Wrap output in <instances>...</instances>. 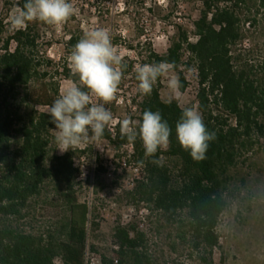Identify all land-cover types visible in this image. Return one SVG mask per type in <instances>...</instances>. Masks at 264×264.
I'll return each instance as SVG.
<instances>
[{
    "label": "trees",
    "instance_id": "1",
    "mask_svg": "<svg viewBox=\"0 0 264 264\" xmlns=\"http://www.w3.org/2000/svg\"><path fill=\"white\" fill-rule=\"evenodd\" d=\"M5 1L9 9L12 3ZM258 1L264 8V0ZM25 2L19 0L18 7ZM200 2L194 22L197 40L190 42L182 29L166 53L150 51L146 64L166 61L178 70L184 49L196 62L198 109L207 130L215 133L205 159L194 161L180 147L175 126L185 106L162 98L161 78L151 95H141L137 128L145 110L159 111L172 129L168 150L146 156L139 137L129 142L121 136L120 126L114 132L106 127L102 138L119 148L132 144V156L143 174L130 195L156 211L158 224L176 227V236L188 245L191 257L195 254L205 264H215L214 249L221 247L217 226L227 205L230 170L248 146L264 139V80L233 62L231 46L240 38V10L246 0ZM74 43L72 39L68 45ZM58 73L55 60L42 46L39 21L26 30H11L0 17V264H56L58 256L62 264H86L88 228L95 232L101 226L96 210L72 196L80 184L74 153L56 154L55 128L44 108L61 95ZM178 78L184 92L187 78L179 70ZM32 199L42 202L44 217L58 224V237L50 228L27 230L24 210ZM115 237L117 264H157L147 234L138 226L119 225Z\"/></svg>",
    "mask_w": 264,
    "mask_h": 264
},
{
    "label": "rangeland",
    "instance_id": "2",
    "mask_svg": "<svg viewBox=\"0 0 264 264\" xmlns=\"http://www.w3.org/2000/svg\"><path fill=\"white\" fill-rule=\"evenodd\" d=\"M10 1L12 5L6 9V1L0 0V17L5 19L7 29L14 30L9 16L18 7L19 0ZM69 2L74 13L66 23L52 26L39 22L42 46L55 60L59 70L55 76L59 81L60 94L71 83H80L70 64V55L76 43L91 30L106 29L127 70L114 100L105 105L113 115L107 129L114 132L124 118H130L137 126L140 116L137 106L142 95L138 90L137 67L146 64L150 51L166 53L172 39L180 35L182 29L187 32L190 42L197 40L194 22L200 15V0ZM239 25L240 38L231 46L233 62L263 81L264 8L258 0H246L241 4ZM72 39L75 43L68 45ZM184 52L178 70L187 78L186 90L181 92L179 89L173 93L168 87V78L161 77L160 94L165 100L176 99L181 106L199 111L196 62L186 49ZM178 70L173 71L176 77ZM96 102L93 97V103ZM53 132L56 135L55 129ZM57 147V156L74 153L80 168V184L75 187L72 196L78 202H86L91 211L95 209L101 223L98 231L92 232L88 228L86 264L118 263L119 244L115 228L119 225H136L146 232L157 264H205L195 254L191 257L188 245L176 236L175 226L158 224L156 211L130 195L143 174L132 156L131 143L119 148L108 139L90 138L63 154ZM162 158L166 162L169 160L166 155ZM54 199L58 201L56 197ZM226 199L227 205L217 226L221 247L214 249L215 264H264V139L248 146L236 160V166L230 170ZM24 224L30 231L50 228L55 237L60 235L58 224L44 217L43 204L36 199H32L24 210ZM174 244L175 248L172 247ZM55 262L62 264L61 257H56Z\"/></svg>",
    "mask_w": 264,
    "mask_h": 264
},
{
    "label": "clouds",
    "instance_id": "3",
    "mask_svg": "<svg viewBox=\"0 0 264 264\" xmlns=\"http://www.w3.org/2000/svg\"><path fill=\"white\" fill-rule=\"evenodd\" d=\"M73 13L69 0H26L23 7L12 11L9 23L14 30H26L30 23L37 21L57 26L66 23ZM70 64L80 83H71L50 105L48 113L61 154L90 138L100 140L103 137L113 119L105 105L114 100L123 77V58L112 45L106 29L86 33L74 46ZM173 71L174 65L166 61L139 65L138 90L145 96L151 95L158 78L167 77L169 89L178 92L181 85ZM93 97L96 103H93ZM171 131L159 111L145 110L138 128L130 118L120 122L121 136L129 142H135L139 137L146 156H154L159 149L166 150ZM175 132L180 147L197 162L205 159L209 142L215 138V133L207 130L200 112L192 107L183 109Z\"/></svg>",
    "mask_w": 264,
    "mask_h": 264
}]
</instances>
